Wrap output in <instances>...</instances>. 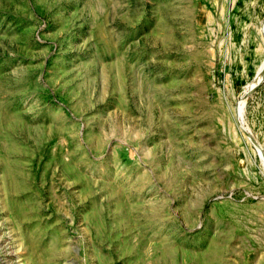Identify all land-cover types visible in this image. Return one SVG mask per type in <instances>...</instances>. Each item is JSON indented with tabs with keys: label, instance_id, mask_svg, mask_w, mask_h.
Listing matches in <instances>:
<instances>
[{
	"label": "rangeland",
	"instance_id": "rangeland-1",
	"mask_svg": "<svg viewBox=\"0 0 264 264\" xmlns=\"http://www.w3.org/2000/svg\"><path fill=\"white\" fill-rule=\"evenodd\" d=\"M0 264H264V0H0Z\"/></svg>",
	"mask_w": 264,
	"mask_h": 264
}]
</instances>
